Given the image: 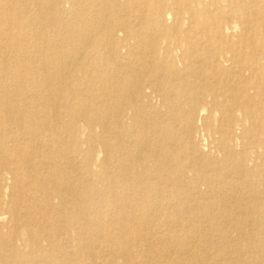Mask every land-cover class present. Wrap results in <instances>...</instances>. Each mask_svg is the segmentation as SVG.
I'll return each mask as SVG.
<instances>
[{
  "label": "rangeland",
  "instance_id": "374dc122",
  "mask_svg": "<svg viewBox=\"0 0 264 264\" xmlns=\"http://www.w3.org/2000/svg\"><path fill=\"white\" fill-rule=\"evenodd\" d=\"M25 135L0 264H264V0H0V137Z\"/></svg>",
  "mask_w": 264,
  "mask_h": 264
},
{
  "label": "bare ground",
  "instance_id": "6f19581e",
  "mask_svg": "<svg viewBox=\"0 0 264 264\" xmlns=\"http://www.w3.org/2000/svg\"><path fill=\"white\" fill-rule=\"evenodd\" d=\"M76 35V34H75ZM79 38V37H78ZM90 44V43H89ZM139 44V43H138ZM86 46V45H85ZM143 48V47H142ZM79 57V56H78ZM54 66V65H53ZM81 73V72H80ZM61 97V96H60ZM89 98V97H88ZM20 106H21V104H16L15 106H13V110H14V112L15 113H18V112H20ZM70 106V105H69ZM97 108V107H96ZM101 108V107H100ZM70 110V109H69ZM120 111V110H119ZM122 111V110H121ZM121 113H119V115H120ZM77 117V116H76ZM86 117V116H85ZM119 117V116H118ZM89 119V118H88ZM87 119V121H89ZM92 119V118H91ZM90 119V120H91ZM94 120V119H93ZM47 122V121H46ZM21 126H22V124H21ZM21 128V127H20ZM47 129V128H46ZM33 131V133L36 131V129H34V130H32ZM27 132V131H26ZM27 134H32V133H29V132H27ZM113 134H115V135H122L121 133H119V134H117V129H115L114 130V133ZM40 135V132H37V133H35L34 134V136L35 137H38ZM26 136V135H25ZM18 140L19 141H21L20 143L21 144H17V141H13L14 142V145L13 146H15V148H13V147H11L9 144H7V139H4L2 136L0 137V149H1V151H0V154L2 153V154H4V155H8V157L12 160V161H15V162H17V163H21V164H19L20 165V168L21 169H23L24 171H26V169L27 168H29L30 170H34L35 172H36V174L38 175V172H37V168L34 166V164L33 163H35V161H37L35 158H32V154H31V157H27V155L24 153V148L22 147V144L23 143H27L28 141L27 140H30V139H28V137L26 136V137H21V139H19L18 138ZM31 141V140H30ZM33 142V141H32ZM45 143H46V145L48 146V145H50L49 143H48V141H45ZM26 145V144H25ZM34 145V144H33ZM15 151V152H14ZM10 152H12V154L10 153ZM34 153V152H33ZM73 158V157H72ZM32 160V164H31V161L30 160ZM202 160V159H201ZM109 173V175H108V180H111V178L113 177V176H115L116 174H117V170H116V168H114L113 167V169L112 170H110L109 172H107V174ZM106 174V175H107ZM24 176V175H23ZM23 176L21 177V178H23ZM148 177V176H147ZM15 178H16V180H15V182H14V185L18 182V181H20L19 180V178L17 177V175H15ZM20 178V179H21ZM145 179V178H144ZM36 180H41L39 177L38 178H36ZM160 181V180H159ZM114 182V181H113ZM114 185V184H113ZM218 186V185H217ZM40 187H43V182H42V184L40 185ZM39 190V189H38ZM200 191V190H199ZM201 193V192H200ZM113 195V194H112ZM114 196V195H113ZM52 200V199H51ZM47 203H49L48 201H49V199H47V200H45ZM45 202V203H46ZM78 208V207H77ZM60 209V208H59ZM155 210V209H154ZM62 211H65V210H62ZM61 211L60 210H58V212H56V210H54V213L56 214V215H58L59 217L60 216H62V214L63 213H60ZM139 213V212H138ZM148 214H149V212H147ZM144 215V214H143ZM139 216V215H138ZM44 221L46 220V221H49V220H56L54 217H48L47 215H45L44 216ZM147 218V217H146ZM207 218V217H206ZM149 221V220H148ZM208 223V222H207ZM198 238V237H197ZM133 239V238H132ZM144 240V239H143ZM142 240V241H143ZM150 240V239H149ZM145 241V240H144ZM203 242V241H202ZM147 246V245H146ZM183 249V248H182ZM183 251L184 252H186L184 249H183ZM188 252H190V251H188ZM126 253V252H125ZM127 254V253H126ZM188 255V254H187ZM189 255H191V254H189ZM193 255H195V254H193ZM182 256H184V255H182ZM192 256V255H191ZM196 256V255H195ZM124 257V256H123ZM154 257V256H153ZM199 260V259H198ZM160 263L159 264H166L165 263V261L164 260H162L161 261V259H160V261H159ZM214 264V263H213Z\"/></svg>",
  "mask_w": 264,
  "mask_h": 264
}]
</instances>
